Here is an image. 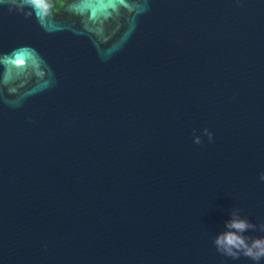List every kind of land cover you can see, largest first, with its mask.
<instances>
[{"label":"water","instance_id":"water-1","mask_svg":"<svg viewBox=\"0 0 264 264\" xmlns=\"http://www.w3.org/2000/svg\"><path fill=\"white\" fill-rule=\"evenodd\" d=\"M261 172L264 0H0V264H257Z\"/></svg>","mask_w":264,"mask_h":264},{"label":"clouds","instance_id":"clouds-1","mask_svg":"<svg viewBox=\"0 0 264 264\" xmlns=\"http://www.w3.org/2000/svg\"><path fill=\"white\" fill-rule=\"evenodd\" d=\"M32 3L39 5L40 0H32ZM201 134L206 135L209 141L213 138V133L207 128L202 129ZM192 139L196 144L201 143V135L194 134ZM259 179L264 181V172L259 174ZM255 227L256 225L248 219L233 212L226 222V231L218 233L213 239V244L218 252L226 256L237 259L244 255L258 264L261 259H264V236L247 237L245 235L248 230ZM261 228H264V225H261Z\"/></svg>","mask_w":264,"mask_h":264},{"label":"trees","instance_id":"trees-1","mask_svg":"<svg viewBox=\"0 0 264 264\" xmlns=\"http://www.w3.org/2000/svg\"><path fill=\"white\" fill-rule=\"evenodd\" d=\"M64 0H52L53 6L57 9Z\"/></svg>","mask_w":264,"mask_h":264},{"label":"flooded vegetation","instance_id":"flooded-vegetation-1","mask_svg":"<svg viewBox=\"0 0 264 264\" xmlns=\"http://www.w3.org/2000/svg\"><path fill=\"white\" fill-rule=\"evenodd\" d=\"M62 3H63V2H62ZM62 3H61V4H62ZM60 6H61V5H60ZM60 6H59V7H60ZM53 7H54V6H53ZM59 7H58V8H59ZM58 8H57V9L54 8V9H55V10H58Z\"/></svg>","mask_w":264,"mask_h":264}]
</instances>
